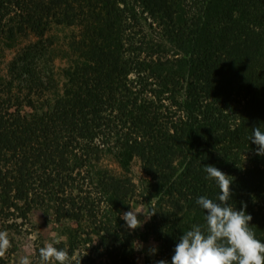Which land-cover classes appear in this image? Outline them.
<instances>
[{"label": "trees", "instance_id": "obj_1", "mask_svg": "<svg viewBox=\"0 0 264 264\" xmlns=\"http://www.w3.org/2000/svg\"><path fill=\"white\" fill-rule=\"evenodd\" d=\"M54 28L71 30L60 71ZM0 64L8 247L49 216L70 264H136L149 240L158 252L146 264H171L204 224L197 199L220 192L206 165L230 176V204L247 205L264 242V156L249 140L264 128V0H0ZM138 189L157 212L140 233L120 215Z\"/></svg>", "mask_w": 264, "mask_h": 264}, {"label": "clouds", "instance_id": "obj_2", "mask_svg": "<svg viewBox=\"0 0 264 264\" xmlns=\"http://www.w3.org/2000/svg\"><path fill=\"white\" fill-rule=\"evenodd\" d=\"M249 140L257 146L256 154L264 156V128H253ZM204 171L206 179L214 180L220 192L215 200L206 196L197 199L196 203L205 212L204 224L193 225L184 232L175 246L171 264H264V242L256 238L250 227L253 217L247 213V205L237 210L230 204V176L214 165H206ZM141 213L145 221L138 218ZM156 213L154 209L147 213L131 206L129 211L120 215L128 229L136 230ZM8 246L6 234L0 233V255ZM156 251L157 248L152 247L150 254ZM53 262L70 264L69 253L52 244H45L39 249V264ZM19 264H31V261L28 256H23ZM156 264H168V261L162 259Z\"/></svg>", "mask_w": 264, "mask_h": 264}, {"label": "rangeland", "instance_id": "obj_3", "mask_svg": "<svg viewBox=\"0 0 264 264\" xmlns=\"http://www.w3.org/2000/svg\"><path fill=\"white\" fill-rule=\"evenodd\" d=\"M71 34L70 29H56L54 28L51 32L52 37L56 43L55 47L57 48V56L56 59V67L57 70L60 71L63 67L69 64V59L67 57L68 52V38ZM66 53V55H65ZM12 58V54L8 55V59ZM1 68L5 67V64H0ZM0 68V69H1ZM2 73H0L1 75ZM105 165L116 175H121V169L119 165L110 159L104 160ZM131 177L134 179L135 183L138 186H141L142 180L145 178V174L143 173L140 163L135 161L133 164ZM145 195L142 194V190L138 189L137 194L135 195L134 203L132 204L133 207L140 209L141 211L146 212V205L144 197ZM127 212V211H126ZM37 221H32L30 223H24L25 226L21 228V233L18 234L15 238V245L14 250L11 247H7L4 251V254L1 255L5 261H9L10 264H19L20 258L23 256H28L31 264H39V249L45 244H52L53 246L55 243L59 241L65 240L64 237L59 236L56 231V224L54 225L52 217H38ZM141 221H145V216L141 213L138 217ZM149 220V219H148ZM144 222L141 227L137 228L136 230H132L133 232H141L144 229L145 224L148 222ZM52 222V223H51ZM6 234V238L8 237V233ZM16 246V247H15ZM152 247L157 248V251L154 254H150V249ZM90 247L88 249H81L82 254L90 252ZM13 250V251H12ZM12 251V255H10ZM158 252V244L154 240H149L148 242L137 243L136 248V255H135V263L136 264H146L148 260H153ZM78 253L73 260H76Z\"/></svg>", "mask_w": 264, "mask_h": 264}]
</instances>
